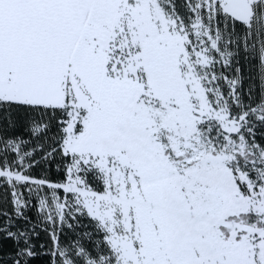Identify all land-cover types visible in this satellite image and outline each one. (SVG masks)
<instances>
[{
	"label": "snow or ice",
	"instance_id": "6c2138e0",
	"mask_svg": "<svg viewBox=\"0 0 264 264\" xmlns=\"http://www.w3.org/2000/svg\"><path fill=\"white\" fill-rule=\"evenodd\" d=\"M0 264H264V0H0Z\"/></svg>",
	"mask_w": 264,
	"mask_h": 264
}]
</instances>
